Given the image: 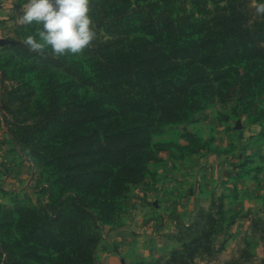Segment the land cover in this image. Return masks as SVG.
<instances>
[{
	"label": "trees",
	"instance_id": "16d2710c",
	"mask_svg": "<svg viewBox=\"0 0 264 264\" xmlns=\"http://www.w3.org/2000/svg\"><path fill=\"white\" fill-rule=\"evenodd\" d=\"M250 2L93 0L98 38L78 57L30 53L22 40L35 26H18L1 47V76L14 82L2 108L18 117L10 133L40 173L36 200L16 194L0 205V264H99L102 225L154 176L162 152L205 146L187 130L185 145L157 136L217 102L264 120V17ZM210 236L190 238L166 261L129 264H191Z\"/></svg>",
	"mask_w": 264,
	"mask_h": 264
},
{
	"label": "rangeland",
	"instance_id": "374dc122",
	"mask_svg": "<svg viewBox=\"0 0 264 264\" xmlns=\"http://www.w3.org/2000/svg\"><path fill=\"white\" fill-rule=\"evenodd\" d=\"M19 25L7 31L6 38H17ZM2 46L0 45V54L3 52ZM13 85L12 80H3L0 71V141L11 144V153L18 155L19 157L15 156L18 159L22 158L21 155L29 158L10 133L18 117L2 108L3 100L8 99L7 91ZM234 109L233 101L226 104L214 103L204 113L197 115L195 121L172 126L163 135L156 137L157 140L185 145L187 140L181 135L187 130L197 135L205 146L192 155L182 156L177 149L171 151L173 154L162 152V160L151 165L154 176L146 184L137 187L157 185L166 180L169 169L184 172L187 166L194 167V162L202 175L198 174V177L196 174L195 177L191 176L192 180L189 182L174 186L179 194L172 198V207L164 210L165 216L150 205L148 213L152 216L139 218L145 223L146 230L137 245L138 252L142 254L137 253L136 246L129 242L124 263L118 257L116 264H129L138 259L152 260L157 257L166 261L173 250L183 248L186 241L203 235L204 231L211 232V236L199 241V248L192 261L190 260L191 264H264V120L252 123L246 115L239 117ZM238 121L241 122L240 128H237ZM246 161L249 162L247 166L244 165ZM1 163L2 160L0 165ZM211 163L217 170L220 166L223 167L222 171L225 172L209 178V172H205L204 168ZM35 168L33 186L29 190L23 192L0 187V205H11L16 194H29L37 199V179L40 171L36 166ZM4 170L11 174L7 167ZM137 187L128 192L116 221L101 227L102 240L96 250L99 264H106L103 259L106 251L102 250V244L108 228L122 224L121 217L130 210L129 200L135 195ZM189 194L191 196L185 198ZM220 207L224 218H221ZM211 213L217 219L213 225L208 223L206 217ZM162 217L166 221L165 225L169 224L166 228L172 225V231L166 232L162 228ZM196 221L201 226L187 235L186 227ZM209 245L212 247L211 251L205 248ZM151 246L155 247L153 252L148 251Z\"/></svg>",
	"mask_w": 264,
	"mask_h": 264
},
{
	"label": "crops",
	"instance_id": "0c3cea01",
	"mask_svg": "<svg viewBox=\"0 0 264 264\" xmlns=\"http://www.w3.org/2000/svg\"><path fill=\"white\" fill-rule=\"evenodd\" d=\"M25 2L26 0H0V40L7 37V34H5L7 31H11L12 28L19 25L17 12ZM10 146L11 144L8 142L0 141V161L2 160L0 165V187H3L5 190L27 191L33 186V179L36 173L35 165L29 158L21 155L22 153H20L22 158L18 159V155L11 153ZM194 165V167H191V165L187 166L184 172H176L173 169H171V172L169 169L166 180L157 185L151 187L136 186L135 195L129 200L130 210L121 217L122 224L108 228V233L105 236L106 239L102 244V250L106 251L103 257L106 264H116L118 257L124 263V254L129 251V248H127L129 242L133 243L136 246L135 250H137V245L140 242L139 238L146 231L144 229L145 223L139 218L152 216L148 213L151 204L162 216H165L164 210L166 207L171 206L172 198L177 197L179 194V191L174 186L189 182L192 180L191 176L195 177L194 175L196 174L202 175L197 169L198 165L196 162H194ZM6 167L11 170V174L4 170ZM204 169L205 172H209V178L212 175L219 174V172H225L222 171L223 167L220 166L217 170L216 167L212 166V163ZM187 178L190 179L187 180ZM190 196L191 194L185 198H189ZM161 221L164 223L162 228L166 232L173 230L172 225L169 227L170 229L166 228L169 224L165 225L166 221L163 217ZM172 222L175 224L174 221ZM149 248L148 251L150 252H153L155 249L152 246ZM136 252L141 253L138 250Z\"/></svg>",
	"mask_w": 264,
	"mask_h": 264
},
{
	"label": "clouds",
	"instance_id": "9594fccd",
	"mask_svg": "<svg viewBox=\"0 0 264 264\" xmlns=\"http://www.w3.org/2000/svg\"><path fill=\"white\" fill-rule=\"evenodd\" d=\"M254 15L264 17V0H252ZM93 0H26L18 9V23L35 26L22 44L42 58L78 57L93 46L98 32Z\"/></svg>",
	"mask_w": 264,
	"mask_h": 264
},
{
	"label": "water",
	"instance_id": "95a60500",
	"mask_svg": "<svg viewBox=\"0 0 264 264\" xmlns=\"http://www.w3.org/2000/svg\"><path fill=\"white\" fill-rule=\"evenodd\" d=\"M7 43H14V41L11 40V39H8V38L1 39V40H0V45H4V44H7ZM240 127H241V122L238 121L237 128H240Z\"/></svg>",
	"mask_w": 264,
	"mask_h": 264
}]
</instances>
